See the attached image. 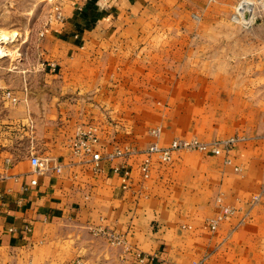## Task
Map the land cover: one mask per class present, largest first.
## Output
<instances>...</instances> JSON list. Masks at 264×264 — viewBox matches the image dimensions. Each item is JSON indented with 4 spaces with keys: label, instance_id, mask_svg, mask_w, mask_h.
<instances>
[{
    "label": "crops",
    "instance_id": "crops-1",
    "mask_svg": "<svg viewBox=\"0 0 264 264\" xmlns=\"http://www.w3.org/2000/svg\"><path fill=\"white\" fill-rule=\"evenodd\" d=\"M241 1L63 0L65 19L52 20L37 36L32 68L26 56L0 59V264H138L137 252L147 264H234L237 256L264 257V250L229 247L235 241L250 244L261 235L264 207L250 203L260 197L258 185L247 189L244 179L235 183L213 171H196L188 182L190 171L180 162L164 167L155 156L145 178L141 166L149 157L143 152L108 158L120 147L105 120L95 146L101 154L96 170L92 156L78 157L71 149L80 107L66 105L63 86L44 84L77 65L114 61L91 54L130 34L132 47L144 41L157 47L160 39L164 52L165 41L177 45L178 64H186L193 44L196 63L211 58L210 63L230 65L228 80L260 90L264 18L249 29L235 24L233 9ZM171 18L177 23H169ZM23 46L19 42L15 48ZM153 60L171 63L165 56ZM7 91L17 104L6 101ZM106 105L98 108L106 110ZM251 110L262 112L264 104ZM32 132L34 144L44 139L50 146L45 160L52 168L61 166L60 173L36 174L31 157L17 154ZM238 153L242 158L248 151L238 148ZM224 208L236 211L212 231L210 221L223 216ZM97 227L121 235L126 245L113 246L94 235L91 228Z\"/></svg>",
    "mask_w": 264,
    "mask_h": 264
},
{
    "label": "rangeland",
    "instance_id": "rangeland-1",
    "mask_svg": "<svg viewBox=\"0 0 264 264\" xmlns=\"http://www.w3.org/2000/svg\"><path fill=\"white\" fill-rule=\"evenodd\" d=\"M62 3L63 0H0V33L7 34L9 39L0 42L6 54L0 55V59L26 56L28 67H31L38 55L36 38L40 33V36L44 35L42 31L52 20L59 21L57 14H63ZM170 20L171 24L177 23L174 18ZM175 35L170 34L172 38ZM131 38L134 37L123 34L117 44L112 43L105 50L91 54L114 61L77 65L71 70H62L53 83L50 79L44 82L48 88L52 84L63 86L66 105L80 107L74 137L79 129L90 128L100 137L99 124L105 120L108 127L112 126V141L118 143L116 148L120 147L117 151L124 155L143 152L149 159L155 156L164 167L177 160L190 171L186 177L188 182L196 171L226 174L235 183L244 179L245 188L258 185L261 192L257 200L251 199L252 207H264V111L251 110L253 105L264 104V86L257 90L251 88L252 83L245 86L228 80L232 66L210 63L211 58L203 59L207 63H196L193 44L189 46L190 57L186 64H178L177 45L170 46L173 45L170 43L168 46L169 42L165 41L167 50L164 52L160 48L163 43L160 39L157 47L154 44L150 47L144 41L137 48L136 44L132 47ZM141 39H145V34ZM19 42L24 44L21 51L15 48ZM24 49L25 55L20 54ZM164 56L170 64L153 60ZM55 72L59 73L57 66ZM251 92L257 96L249 95ZM259 92L263 94L259 96ZM7 93L12 96L13 93H5L6 101L12 103L6 97ZM102 103L107 104L106 110L98 108ZM93 109L96 112H92ZM174 142L191 143L195 148L172 151L169 161L149 152L154 146L167 149ZM238 148H244L248 153L241 158ZM17 154L45 159L50 156V146L44 139H37L34 144L32 132L19 146ZM227 218L225 215L221 221ZM261 228L258 240L250 244L235 241L229 247L264 250V225ZM233 263L264 264V257L237 256Z\"/></svg>",
    "mask_w": 264,
    "mask_h": 264
},
{
    "label": "built area",
    "instance_id": "built-area-1",
    "mask_svg": "<svg viewBox=\"0 0 264 264\" xmlns=\"http://www.w3.org/2000/svg\"><path fill=\"white\" fill-rule=\"evenodd\" d=\"M248 8L249 10V16L248 19H245L244 17V8ZM264 18V0H242L239 5L236 6L234 13L232 14V21L243 27L244 29H249L252 26H254L258 20ZM57 19L59 21H63L64 17L61 12H58ZM53 70V72L56 71V65L51 64L50 66ZM6 97L12 101V103L16 104L18 103V100L11 95V93H7ZM99 137L95 132V129H88V130H81L79 129L76 136L74 137L72 143H71V149L73 153L78 157H86V156H92V159L95 164V169H99V161L101 160V154L95 150V146L99 144ZM183 148H195L193 144L189 143H179L174 142L171 144V146L167 149H162L157 146H154L150 149L151 154H158L159 157L163 161H169L171 157V152L175 150H180ZM204 150L206 148H203ZM216 154L218 152L215 151ZM124 154L118 150L114 154H110L108 156L109 159H113L115 157L123 156ZM31 165L34 168V172L36 174H44L48 171L54 170L58 173L61 172V166H54L53 168L50 167L49 161L40 158L39 156H32L31 157ZM150 159H146L142 166L141 171L143 173V176L145 178H148L150 175ZM117 172H120V169H116ZM130 175V172H125L124 174V182L128 180ZM33 184H36V181H33ZM235 212L234 209L231 208H224V215L211 220L210 221V229L212 231H215L218 227L219 222L224 218L226 215L227 217L233 215ZM92 233L96 236H104L107 238L108 242L113 246H125L126 241L124 238L116 233H113L111 231L103 230L101 228H91ZM138 264H147V258L143 256L140 252H137L135 254ZM194 264H200V263H194Z\"/></svg>",
    "mask_w": 264,
    "mask_h": 264
},
{
    "label": "bare ground",
    "instance_id": "bare-ground-1",
    "mask_svg": "<svg viewBox=\"0 0 264 264\" xmlns=\"http://www.w3.org/2000/svg\"><path fill=\"white\" fill-rule=\"evenodd\" d=\"M0 40H1L0 42L8 41L9 39L7 37V34L0 33ZM0 55L6 56V54H4V52L2 51L1 47H0Z\"/></svg>",
    "mask_w": 264,
    "mask_h": 264
},
{
    "label": "water",
    "instance_id": "water-1",
    "mask_svg": "<svg viewBox=\"0 0 264 264\" xmlns=\"http://www.w3.org/2000/svg\"><path fill=\"white\" fill-rule=\"evenodd\" d=\"M248 16H249V10H248V8H244V17H245V19H248Z\"/></svg>",
    "mask_w": 264,
    "mask_h": 264
}]
</instances>
